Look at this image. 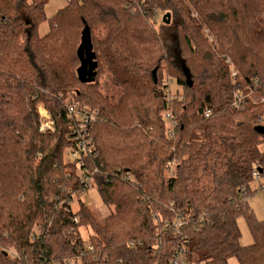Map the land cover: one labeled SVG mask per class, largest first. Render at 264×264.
<instances>
[{"label":"trees","instance_id":"16d2710c","mask_svg":"<svg viewBox=\"0 0 264 264\" xmlns=\"http://www.w3.org/2000/svg\"><path fill=\"white\" fill-rule=\"evenodd\" d=\"M47 1L0 0V264H169L179 244L193 264H264V219L248 203L264 178V101L232 107L246 84L264 94V0H67L52 16ZM86 25L98 63L92 83L77 77ZM165 70L182 88L170 99ZM104 76L117 99L103 91ZM75 102L98 111L94 153L81 151L80 167L64 155L79 150L66 112ZM38 103L54 131L40 130ZM85 165L99 169L93 182L113 207L102 221L83 201L70 208ZM241 216L252 243L240 242ZM87 224V239L73 233Z\"/></svg>","mask_w":264,"mask_h":264},{"label":"rangeland","instance_id":"374dc122","mask_svg":"<svg viewBox=\"0 0 264 264\" xmlns=\"http://www.w3.org/2000/svg\"><path fill=\"white\" fill-rule=\"evenodd\" d=\"M66 1L67 0H48L46 5H45V7H44V10L46 11L47 16H52L53 14H55L57 12V10L61 9L64 5H66ZM192 15L195 16V17L198 16L196 11H193ZM158 16L159 17L157 18V21L155 19L157 24H159L160 23L159 21H161V19H160L162 17V12L161 11L158 13ZM39 26H40L39 27V33L41 35L45 34L48 31V28H49L48 21H46V20L42 21L39 24ZM202 31H203L204 35H206V37L208 36L210 41L213 40V35H211V33H210L208 28H205V29L202 28ZM225 62L227 64L231 65L230 66L231 76L233 78H235L237 76L238 72H239L238 68H236L235 65L232 64L230 57H226L225 58ZM165 72H166V74H165V76L163 77L162 80H165V78L170 77L171 80H172L170 82V90H171V92L172 93H175L176 91L180 92L182 90V88H181V86H179L177 84V80H175V78L171 77L170 74H169L170 75L169 76L168 73H167V70H165ZM237 78H239V77H237ZM241 80H242V78H241ZM101 82L103 83V86H102L103 87V91L106 94H109V95H112V96L114 95L115 96L114 98L117 99L116 93L119 91V89L114 87L111 84V82H109V80H107L106 76L102 77ZM162 85H163V82H162ZM238 90H240V89H238ZM240 92H242L244 98L245 97H250V98H253V100L256 101V102H263L264 101V94H261L260 92H257V90L255 89V85L251 88L250 85L246 84V85L243 86V88H242V90H240ZM244 98H243V100H244ZM243 100H242V102H243ZM242 102H241V104H242ZM233 103H234V100L232 102V107H234ZM79 104L83 105L82 102L79 103ZM241 104H240V106H241ZM240 106L234 107V108L238 109ZM39 107L41 109H44L45 111H48L47 108L42 103H38L37 109ZM92 124H90V127L93 126ZM90 136L92 137V134H90ZM92 143L94 145V143H95L94 140H92ZM260 149L264 150V146L260 145ZM71 151L73 153V151H75V149H73L71 147L64 154L66 161L67 160H71V161L77 160L74 157H72ZM88 156H89V154L86 155L84 158H86ZM84 158H83V162L86 163V159L84 160ZM77 164L79 166V160H77ZM78 166L76 167L77 169H78ZM172 166H174V165L172 164ZM85 169L88 171V173H87V177L88 178H85L82 169L81 170L78 169V171H80L79 173L82 174L81 178L85 179L84 183H85L86 186H88V188L85 187L86 190L83 191V187H82V189H80L81 191L79 193H75V195L73 197H71L72 199H71L70 208H71L72 211H76L79 208V206L83 202H85V204L87 206H89L90 209L96 214V218L99 221H102L107 214L111 213V209H113V207L112 206L108 207V206H106L104 204V202L102 200V197H100V193H99L98 189L96 188L95 183L93 182L94 179L92 177H93V175H95L96 173L99 172V169L97 167H94V165L86 166ZM173 169H169V172L172 173ZM260 183H264V178H260V179L255 180V183L252 185V189H255V188H257V189H256L255 193L252 194L248 198V203H249V206L252 207L255 215L259 219H264V193L262 192L261 188L259 187ZM76 217L78 219V216H76ZM237 222H238V225H239V228H240V233H241V239H240L241 244L252 243L253 242V236H251V233H250L248 224L245 221V218L243 216H241V217H239L237 219ZM78 227L73 229V233L75 235L76 234H80V236L82 235L85 239H87L88 236L93 233L92 226H90L89 224H87L86 226H83V227L80 226L79 227V231L77 229ZM42 230H43V228H42L41 225H35L34 226V232L40 234L42 232ZM7 250L10 251V255L11 256H17V254H18L17 250L13 246H11L10 248H7ZM228 262H229V264H239L235 257H231Z\"/></svg>","mask_w":264,"mask_h":264},{"label":"built area","instance_id":"2783aa9c","mask_svg":"<svg viewBox=\"0 0 264 264\" xmlns=\"http://www.w3.org/2000/svg\"><path fill=\"white\" fill-rule=\"evenodd\" d=\"M171 78L167 77L163 81V85H166L165 93L168 95L167 98L170 99L172 97V92L170 90V82ZM244 96L240 90H238L235 93L234 97V107L240 106ZM66 112L68 113V117L70 119V123L72 126V132L74 134V139L78 141V147L79 150L71 151L72 157L77 159L78 157L80 158L79 153L83 151V154L85 155H93L94 153V145L92 143V137L90 136V124L94 122V120L97 118L98 111L96 110H91L85 105H81L77 102L75 103H70L67 105ZM38 113H39V127L42 132H51L55 129V122L50 114V112L45 111L44 109H41L40 107L38 108ZM210 115V110L206 111V116L208 117ZM164 118L167 123V132L169 136H173L176 130V120L173 115V112L171 110H167L166 113L164 114ZM83 164V160H79V166ZM172 162L168 163V166H172ZM253 176L259 177V171L255 170L253 173ZM88 186L84 185L83 186V191L86 190ZM261 190L264 193V184L261 186ZM82 191V192H83ZM75 221H78L77 218L74 219ZM175 226L177 227V232L180 235V228L182 224L179 221L174 222ZM93 244L89 245V249H93ZM173 257L171 258V261L169 264H193L192 261L188 258V251L187 248H184L182 244H179L177 248L174 249L173 251ZM96 258V257H95ZM66 263L68 264H84L82 261L77 258H69ZM88 264V263H86ZM103 264V263H100Z\"/></svg>","mask_w":264,"mask_h":264},{"label":"water","instance_id":"95a60500","mask_svg":"<svg viewBox=\"0 0 264 264\" xmlns=\"http://www.w3.org/2000/svg\"><path fill=\"white\" fill-rule=\"evenodd\" d=\"M171 13L167 12L163 15V22L170 23ZM81 43L78 46L77 54L79 56L80 64L77 70L78 80L84 83H92L97 74V60L96 53L93 50V39L91 38V29L86 25L82 31ZM157 68L153 70L156 75ZM259 131L264 134V126L260 127Z\"/></svg>","mask_w":264,"mask_h":264}]
</instances>
